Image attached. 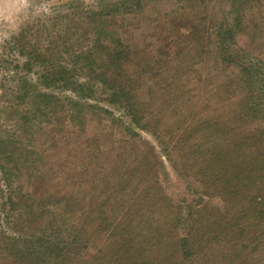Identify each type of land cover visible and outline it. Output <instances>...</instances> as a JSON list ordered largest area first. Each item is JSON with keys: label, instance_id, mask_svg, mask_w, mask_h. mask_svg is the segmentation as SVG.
<instances>
[{"label": "rangeland", "instance_id": "374dc122", "mask_svg": "<svg viewBox=\"0 0 264 264\" xmlns=\"http://www.w3.org/2000/svg\"><path fill=\"white\" fill-rule=\"evenodd\" d=\"M140 1L0 0V264L28 263L18 257L32 248L26 240L34 232L28 223L36 212L50 216L41 226L53 230L87 227L91 210H98L95 199H106V191L118 186L125 173L121 168L143 170L130 190L116 194L125 202L120 213L132 207L138 215L127 227L146 237L159 231L175 242L196 225L183 222V216L193 215L191 222L208 232L216 210L226 214L229 206L204 184L208 169L200 173L202 164L191 159L189 147L182 143L193 134L187 132L192 122L201 120L200 125L215 129L208 130L211 138L204 142L210 146L233 150L234 140L249 139L252 150L263 153L253 130L263 132L264 124L247 130L241 119L247 120L248 113L242 116L245 110L237 104L241 84L251 77L252 84L245 88L264 92V0L247 15L240 11L248 17L243 28L252 29L249 32L259 40L242 41L225 28L224 48L206 40L217 36L215 22L223 9L217 17L205 14L196 0L142 1L138 7ZM228 6L224 17L229 16ZM107 27L117 31L118 40L137 49L132 68L120 77L130 82L128 90L145 106L142 114L153 123L148 126L151 131L135 126L123 109L108 101L113 87L90 81L93 71L82 56L102 53L114 42L106 38ZM194 36L201 39L195 47ZM238 45L247 52L235 55ZM229 47L231 56L221 50ZM167 53L174 61L169 66ZM179 63L183 75L177 87L169 89L173 80L160 79ZM142 69L147 72L141 78L145 83L134 86ZM177 142L182 144L177 147ZM166 147L175 151L167 152ZM157 172L168 203L147 208L141 196ZM31 197L40 198L42 204L35 205L33 213ZM117 202L112 200L110 208L119 207ZM169 210L181 215L182 221L173 222ZM88 245V253L106 250L103 240L91 239ZM216 259L219 262L217 255H209L202 264ZM86 262L80 259L78 264Z\"/></svg>", "mask_w": 264, "mask_h": 264}, {"label": "trees", "instance_id": "16d2710c", "mask_svg": "<svg viewBox=\"0 0 264 264\" xmlns=\"http://www.w3.org/2000/svg\"><path fill=\"white\" fill-rule=\"evenodd\" d=\"M142 1L151 0H141L138 7H140ZM196 1L207 15L212 12L213 15L219 17L220 15H217V12L222 9L224 11V14L219 18L220 20L215 22L217 28H219L217 36L215 35L214 38L207 37L208 43L213 46L217 45V47L218 45H222V48L226 47L222 44L226 41L223 37V33L226 31L225 28L230 29V33L234 34V38L237 36L242 37V41L247 38L251 43L257 39L259 40L255 33L249 32L253 31L252 29L247 28V31H245L246 29L243 26L248 18L244 15L248 14L251 7L257 6L258 3L262 4L261 0ZM227 4L230 12L229 16L224 17ZM106 24H108V21ZM117 36L116 30L107 27L106 38H110L114 42L106 44L102 53H96L95 55L93 52H89L82 56L84 61L89 63L87 67L91 69V72L93 71L90 81L94 79L95 82H103L107 87H113L114 90L108 101L123 109L135 126L150 130L148 126L153 125V123L147 122L145 115L142 114L145 112V106L138 102L135 93L128 90L130 82L128 83L124 79L121 80L127 74H124V72H129L132 68L133 59L138 57L137 49L124 44L121 40H118ZM217 40H219L218 43ZM199 42H201L200 38L192 37L191 45L195 47ZM172 45L171 42L167 47L171 48ZM234 45L237 44L234 42ZM238 46L234 52L235 55L239 56L241 53L247 52L243 46ZM230 49L229 47L227 50H221L231 56ZM222 51L221 54H223ZM213 56L216 58L221 57L220 54H213ZM166 57L170 58V54L167 53ZM77 59L80 61L81 55ZM171 61H173L171 58L167 59L166 66L171 65ZM224 61L230 64L233 63V61L229 62V57H225ZM138 63H141V61H138ZM180 64H177V67H170L168 71L166 70L165 75L163 72L160 74L161 76L164 75V78L160 80H173L169 89L177 87L175 83L183 75L184 68ZM143 69L139 70V76L133 79V84L136 83L134 86H138V83H145L141 78L145 77L147 72ZM60 73L63 76L66 75L63 71ZM60 73L57 75H60ZM252 80L253 77L241 84L242 92L237 104L241 110H245L242 116L248 113L247 120L244 117L241 119L247 130L254 129V126L258 123L264 124V92L260 93L263 89L255 94L245 88V84H252ZM169 89L164 91L170 93ZM236 116H238L237 113ZM201 123L200 120L189 124L187 132L192 130L193 134L191 137H186L182 143L189 147L190 157H194V162L202 164L200 173L206 168L208 169L204 175L206 178L204 184L208 188H214L215 196L219 195L224 203L229 206L226 214L219 211L221 209L216 210L217 215L210 218L216 217V219L214 222H209L211 224L208 232L198 228L202 227L201 224L191 222V220H195L193 215L186 218L183 216V222H187V225L191 227L196 225L186 229V236L178 237L175 242H171L165 234L159 231L153 235L150 234L149 237L134 232L130 225L132 220L134 221L133 218L138 217V215L132 212V207H128L126 211L120 213V206L125 202L122 197L119 198L116 194L121 195L130 190L132 180L141 175L143 170L121 168L125 170V173L122 175L118 186L106 191V195H109L106 199L105 197L100 198L101 196L95 199L94 202L97 204L98 210H91L90 216L88 215L90 220L87 224H84L87 227L82 226L76 229L71 226L63 230L57 227L56 230H53L51 227H47L48 225L41 226L45 217L49 219L50 216L38 212L32 215V222L28 225L34 227V232L27 238L29 240H26V242L30 241L29 244L32 248L23 253V256L18 257V259L28 262L27 264H78L80 259H86L85 264H183V262L202 264V259L209 255H217L220 258L219 262L216 259L212 261V264H264V130L262 132V129L257 127L258 130H253L257 134L254 135L255 139L257 138L255 143L260 142V151L263 152L259 155L252 150L253 143H250L249 139L234 140L231 145L235 150L206 144L215 129L205 128L200 125ZM154 125L156 126L157 123H154ZM212 125L216 127V124ZM191 139H194V141ZM182 143L177 142V147ZM166 150L170 153L175 151L171 147H166ZM202 157L203 159H201ZM147 175L146 172L144 179L147 178ZM151 183L141 196L143 206L152 208L155 203L160 205L168 203V197L158 180V172L157 179ZM207 193L210 194V192ZM63 196L66 200L67 196ZM210 198H212V194ZM114 199H118L117 205L119 207L114 205L111 209L110 203ZM40 200L37 197L30 198L32 213L35 212V205L39 206ZM234 204L235 211L230 212L229 210ZM40 205L42 206V204ZM170 208H172V205ZM170 213L173 212L169 210L168 214V216L174 215L173 222L178 224L182 221L181 215ZM126 223H130V225L127 227ZM89 238L98 241L103 240L106 250L100 248V251H97L96 254L88 253L90 249L88 244L91 241ZM207 238H209L208 241H206ZM25 245L28 246V244ZM225 245L226 248L228 246L230 249L225 250ZM18 255L20 256L22 253ZM152 255H155V257ZM86 256H89V258H86Z\"/></svg>", "mask_w": 264, "mask_h": 264}]
</instances>
